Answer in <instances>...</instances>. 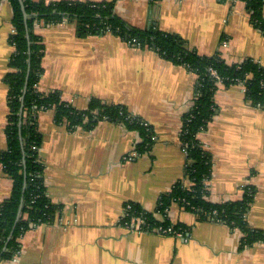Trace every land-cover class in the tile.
Segmentation results:
<instances>
[{
    "label": "crops",
    "instance_id": "1",
    "mask_svg": "<svg viewBox=\"0 0 264 264\" xmlns=\"http://www.w3.org/2000/svg\"><path fill=\"white\" fill-rule=\"evenodd\" d=\"M114 14L131 27L178 36L201 56L218 55L228 65L251 59L264 68V33L251 24L242 1L117 0ZM11 19L10 3L1 0L0 152L6 149L8 89L3 79L13 53ZM33 31L43 44L39 93L58 92L79 111L94 99L123 106L151 127L153 142L139 154L140 134L121 122L102 120L88 129H70L56 123L53 109L40 111L37 160L46 196L60 210L51 223L30 227L19 239L18 255L0 264H264V242L241 247L238 229L200 221L177 203L165 215H154L158 222L182 225L183 237L122 223L127 206L154 213L162 194L179 182L190 185L180 134L183 116L193 106L197 76L111 33L80 35L66 20L37 23ZM243 94L241 83L219 85L213 117L198 134L211 157L206 199L215 204L239 201L251 187L255 195L245 222L264 231V109ZM11 188L0 167V205Z\"/></svg>",
    "mask_w": 264,
    "mask_h": 264
},
{
    "label": "trees",
    "instance_id": "2",
    "mask_svg": "<svg viewBox=\"0 0 264 264\" xmlns=\"http://www.w3.org/2000/svg\"><path fill=\"white\" fill-rule=\"evenodd\" d=\"M7 1L12 8L13 33L9 43L13 47V53L3 79L8 89V113L4 129L6 149L0 152V167L11 180L12 188L9 197L0 205L1 261L11 260L18 255L19 239L32 225L51 223L60 210V207L46 196L43 167L37 160L42 140L37 129V115L40 111L53 109L56 123H65L70 129L76 126L88 129L102 120L121 122L128 129L140 134L142 141L136 147L139 154L148 151L153 142L151 127L129 114L123 106L106 105L94 99L90 101L86 110L79 111L62 101L58 92L41 94L36 90L43 72L41 64L43 44L34 34V25L60 23L63 20L74 24L77 33L84 36L103 34L108 28L112 35L122 41L134 40L139 48L152 49L164 59L185 66L197 76L193 106L183 116L180 134V143L186 156L184 173L190 185L185 187L179 182L169 192L162 194L154 213L144 212L137 205L131 204L122 223L128 224L131 219L140 218L143 222L140 225L142 231L152 232L156 227L164 229L173 227L183 231L182 225H171L167 220L158 222L154 215L155 213L165 215L170 205L177 203L194 213L200 221H218L232 229H238L242 234L241 247L264 242V231L251 229L245 222V215L255 195L254 189L246 187L244 196L239 201L222 204L207 201L208 191L205 182L210 177L211 157L198 139V134L207 128L213 117L215 108L213 96L219 86L209 69L215 71L225 87L241 83L245 99L253 106L264 109V68L260 64L245 59L241 64L228 65L218 55L201 56L191 51L178 36L152 28L143 30L131 27L114 14L117 0L99 3L66 0L45 3L42 0H22L27 14L26 21L19 1ZM239 1L244 2L251 24L264 33L262 17L264 0ZM26 26L29 41L26 38ZM28 59L30 71L23 109L20 112ZM19 132L22 135L24 153L21 151ZM23 157L25 168L22 164ZM21 200L22 208L16 221ZM6 242V249L2 252Z\"/></svg>",
    "mask_w": 264,
    "mask_h": 264
},
{
    "label": "built area",
    "instance_id": "3",
    "mask_svg": "<svg viewBox=\"0 0 264 264\" xmlns=\"http://www.w3.org/2000/svg\"><path fill=\"white\" fill-rule=\"evenodd\" d=\"M104 33H110L109 29L106 28ZM125 43L128 44V45H130V46H133V47H139L138 43H136L134 40L126 41ZM209 71H210L211 76L216 80L217 84L218 85H222L221 84V80L216 75L215 71L212 70V69H209ZM129 210H130V206H127L126 207V212L129 211ZM213 216H215V213H213ZM134 222L137 224V228L142 231V229L140 227V225L143 224L142 219H140V218H133L131 220V224L134 223ZM32 226H35V225H32ZM153 232H156V233H159V234H162V235H174L176 237H183L184 236V230L182 231L180 229H175L173 227H168L166 229L161 228V227H156L153 230Z\"/></svg>",
    "mask_w": 264,
    "mask_h": 264
},
{
    "label": "water",
    "instance_id": "4",
    "mask_svg": "<svg viewBox=\"0 0 264 264\" xmlns=\"http://www.w3.org/2000/svg\"><path fill=\"white\" fill-rule=\"evenodd\" d=\"M20 5H21V9H22V13H23V18L24 20L26 21V18H27V14L25 12V9H24V5H23V2L22 0H18ZM26 38L27 40L29 41V34H28V29H27V26H26ZM30 49H28V53H29ZM29 71H30V60L28 59L27 61V73H26V77H25V82H24V87H23V90H22V96H21V107H20V112L22 111L23 109V103H24V97H25V94H26V89H27V83H28V77H29ZM19 141H20V144H21V151L23 150V142H22V135H21V132H19ZM23 152V151H22ZM24 153V152H23ZM22 164H23V167L25 168V159L23 157V160H22ZM21 208H22V200H21V203H20V206H19V209H18V213H17V217H16V221L18 220L19 216H20V212H21ZM11 234L12 232L10 233V236L8 237V240L7 242L9 241L10 237H11ZM7 242L6 244L4 245L3 249H2V252L5 251L6 249V245H7Z\"/></svg>",
    "mask_w": 264,
    "mask_h": 264
}]
</instances>
